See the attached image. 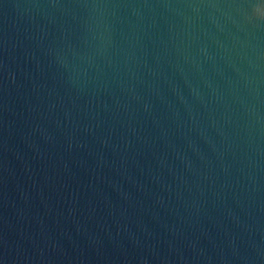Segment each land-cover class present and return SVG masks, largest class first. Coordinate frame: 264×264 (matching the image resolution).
Segmentation results:
<instances>
[{"label":"water","instance_id":"obj_1","mask_svg":"<svg viewBox=\"0 0 264 264\" xmlns=\"http://www.w3.org/2000/svg\"><path fill=\"white\" fill-rule=\"evenodd\" d=\"M0 264H264V0H0Z\"/></svg>","mask_w":264,"mask_h":264}]
</instances>
